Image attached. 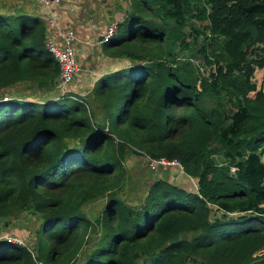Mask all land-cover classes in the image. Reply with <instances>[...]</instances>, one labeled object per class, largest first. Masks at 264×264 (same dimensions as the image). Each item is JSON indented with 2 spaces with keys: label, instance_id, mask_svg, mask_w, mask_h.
Instances as JSON below:
<instances>
[{
  "label": "trees",
  "instance_id": "1",
  "mask_svg": "<svg viewBox=\"0 0 264 264\" xmlns=\"http://www.w3.org/2000/svg\"><path fill=\"white\" fill-rule=\"evenodd\" d=\"M101 46L127 66L57 94L44 21L0 12V218L39 219L36 254L0 238V264H264V0H129ZM24 82L36 97L4 92ZM128 150L178 162L197 189L158 178L128 205Z\"/></svg>",
  "mask_w": 264,
  "mask_h": 264
},
{
  "label": "rangeland",
  "instance_id": "2",
  "mask_svg": "<svg viewBox=\"0 0 264 264\" xmlns=\"http://www.w3.org/2000/svg\"><path fill=\"white\" fill-rule=\"evenodd\" d=\"M107 3L104 5V13L106 15H111L115 10L119 12H123L125 9L127 10L129 7V0H104ZM41 5L37 0H0V12L15 14V13H28L37 15L40 17L44 16L41 14ZM114 19L108 23H114ZM199 23V22H196ZM45 25V24H44ZM117 30V29H116ZM116 30L114 33H116ZM114 35V34H113ZM77 43V42H76ZM75 43V47H76ZM85 43V42H83ZM90 49V46H88ZM94 51L92 54L94 57L101 56V52L104 53L101 42L97 44L93 43L92 45ZM77 53V52H76ZM105 54V53H104ZM78 57V54H77ZM86 54L82 55V58L78 60V64L80 70L78 74L75 76L73 81L69 84L65 85L64 88L68 91L73 92L74 94H79L82 97H87L90 93L91 84L94 83L97 79H92L86 76L83 77L84 74L89 72V67L91 64L89 60L85 59ZM109 57V56H108ZM124 59V58H121ZM195 64L200 66V72L204 73L208 71V67L203 64V61L199 59H194ZM95 65H98L97 62L93 61ZM101 66V65H99ZM108 68V67H107ZM82 72V73H81ZM60 74V71H59ZM83 77V78H82ZM263 73L262 71H258L255 76V81L257 85L262 83ZM59 80V79H58ZM79 80H83L82 84ZM60 88L57 91V94H63L65 91H61V82ZM29 83H19L17 85H13L8 87L4 92L6 93H24L28 95H32V97H36L34 95L33 89L28 87ZM41 93H36V95ZM90 113L96 116L97 121L105 122L106 117L105 113L100 112L99 108L94 104L90 105ZM72 144V143H71ZM264 161V157H263ZM123 167L125 170L124 178L119 187V197L128 205L137 206L143 200V198L147 195L148 184L151 181L162 178L171 184L174 185H182L185 188H189L191 192L196 190V185L194 179L190 176H186L179 165H166L162 170L158 168L152 169L150 165H148L147 157L141 154L135 153L134 151L128 150L125 158L123 159ZM181 187V186H180ZM104 201L102 198L92 199L85 202L82 210L85 215L90 219L92 223V227L89 230L87 243L85 248H88L95 243H97L102 237L101 226L98 225L97 219L101 213L103 208ZM39 225V219L37 215L33 212V209L30 207L23 212L18 214H12L3 216L0 218V238L12 241L14 243H18L24 245L30 249L32 253H35V245H36V230ZM264 253V251H263ZM185 264H196L190 261H187Z\"/></svg>",
  "mask_w": 264,
  "mask_h": 264
},
{
  "label": "crops",
  "instance_id": "3",
  "mask_svg": "<svg viewBox=\"0 0 264 264\" xmlns=\"http://www.w3.org/2000/svg\"><path fill=\"white\" fill-rule=\"evenodd\" d=\"M106 3L107 1L104 2V0H63L60 4L52 8L56 19L61 25L69 23L76 31V52L78 54L77 58L78 60H80V58H82V55L86 54L85 59L89 60L88 64H91L89 67V72L83 75L84 78L88 76L89 78H92L94 80L104 73L117 70L119 68L127 66L128 64V60L126 59L108 57L102 52L101 56L99 55L97 57H94L92 55L94 53V51H91V49H93L92 45L93 43L97 44L98 42H101L100 39H102L106 31L108 23L112 21V19H114V21L116 22L121 21L123 19V15L125 14L126 9L123 12L115 10L111 15H106L104 13V5ZM40 11L41 14L44 15H40V18L45 21L44 18L46 17V10L41 6ZM51 31L53 33L55 32L54 29H51ZM88 46H90V49ZM83 59L84 58H82L81 60ZM93 61L97 62L98 65H95V67H93ZM79 82H81L80 84H82L83 80H79ZM92 85L93 82L91 84V87ZM163 168L164 167H159L160 170H162ZM194 182L197 186L196 179H194ZM179 186L185 188L182 185ZM185 189L191 190L189 188Z\"/></svg>",
  "mask_w": 264,
  "mask_h": 264
},
{
  "label": "built area",
  "instance_id": "4",
  "mask_svg": "<svg viewBox=\"0 0 264 264\" xmlns=\"http://www.w3.org/2000/svg\"><path fill=\"white\" fill-rule=\"evenodd\" d=\"M46 10L45 24V47L54 56L59 67V80L61 91H67L64 86L69 84L78 74L80 67L76 53L75 43L77 35L71 24L61 25L56 19L52 8L60 4L63 0H37ZM51 29H54L53 33ZM117 29V22L110 23L106 27L102 41H108ZM179 165L178 162H168L165 159H151L148 161L150 168L155 169L159 166ZM182 168V166H181Z\"/></svg>",
  "mask_w": 264,
  "mask_h": 264
},
{
  "label": "clouds",
  "instance_id": "5",
  "mask_svg": "<svg viewBox=\"0 0 264 264\" xmlns=\"http://www.w3.org/2000/svg\"><path fill=\"white\" fill-rule=\"evenodd\" d=\"M42 20H43V19H42ZM118 22H119V21H118ZM118 22H117V25H118ZM112 36H113V35H112ZM112 36H111V37H112ZM111 37H110V38H111ZM102 38H103V37H102ZM101 42H104V41H102V39H101ZM171 165H173V164H171ZM164 167H165V166H164ZM182 170H183V169H182ZM196 189H197V186H196Z\"/></svg>",
  "mask_w": 264,
  "mask_h": 264
},
{
  "label": "water",
  "instance_id": "6",
  "mask_svg": "<svg viewBox=\"0 0 264 264\" xmlns=\"http://www.w3.org/2000/svg\"><path fill=\"white\" fill-rule=\"evenodd\" d=\"M101 40V39H100ZM159 167H162V166H159Z\"/></svg>",
  "mask_w": 264,
  "mask_h": 264
}]
</instances>
